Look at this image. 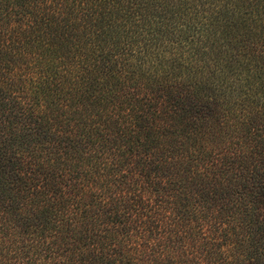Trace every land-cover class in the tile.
<instances>
[{"label":"trees","instance_id":"obj_1","mask_svg":"<svg viewBox=\"0 0 264 264\" xmlns=\"http://www.w3.org/2000/svg\"><path fill=\"white\" fill-rule=\"evenodd\" d=\"M0 264H264V0H0Z\"/></svg>","mask_w":264,"mask_h":264}]
</instances>
